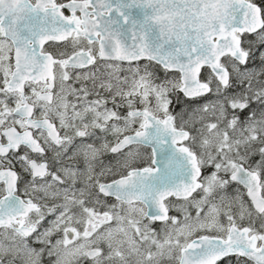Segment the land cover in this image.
I'll use <instances>...</instances> for the list:
<instances>
[{
  "label": "snow or ice",
  "instance_id": "1",
  "mask_svg": "<svg viewBox=\"0 0 264 264\" xmlns=\"http://www.w3.org/2000/svg\"><path fill=\"white\" fill-rule=\"evenodd\" d=\"M0 264H264V0H0Z\"/></svg>",
  "mask_w": 264,
  "mask_h": 264
}]
</instances>
